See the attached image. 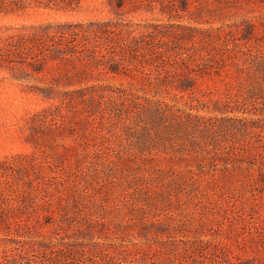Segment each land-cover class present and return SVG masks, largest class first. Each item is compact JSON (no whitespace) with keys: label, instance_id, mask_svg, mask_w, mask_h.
<instances>
[{"label":"rangeland","instance_id":"374dc122","mask_svg":"<svg viewBox=\"0 0 264 264\" xmlns=\"http://www.w3.org/2000/svg\"><path fill=\"white\" fill-rule=\"evenodd\" d=\"M0 264H264V0H0Z\"/></svg>","mask_w":264,"mask_h":264}]
</instances>
